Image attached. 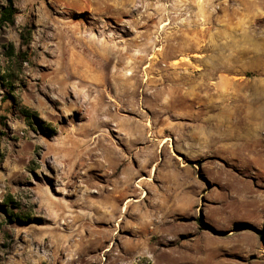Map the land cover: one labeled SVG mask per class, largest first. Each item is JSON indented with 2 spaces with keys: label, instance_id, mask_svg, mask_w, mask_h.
Listing matches in <instances>:
<instances>
[{
  "label": "rangeland",
  "instance_id": "1",
  "mask_svg": "<svg viewBox=\"0 0 264 264\" xmlns=\"http://www.w3.org/2000/svg\"><path fill=\"white\" fill-rule=\"evenodd\" d=\"M0 264H264V0H0Z\"/></svg>",
  "mask_w": 264,
  "mask_h": 264
},
{
  "label": "bare ground",
  "instance_id": "2",
  "mask_svg": "<svg viewBox=\"0 0 264 264\" xmlns=\"http://www.w3.org/2000/svg\"><path fill=\"white\" fill-rule=\"evenodd\" d=\"M92 1H94L95 3L100 5L102 7V9L108 10L109 8H111L113 6H118V5H122L123 7L132 6L133 4L137 3L139 0H112L113 4L110 3L111 0H92ZM102 45H104V44H102ZM152 48H153V44L152 43L148 44L147 48L144 50V52L146 54H142V55L132 54L130 52L131 50L130 51L127 50V52H125L123 54V56H121L118 60V65H123L124 70L127 71L126 74H121V75L119 72L116 73L118 76V79L121 81L120 82L121 85H118V86H121L119 88L123 89V92L128 96L129 99H132V100L135 99V97L138 95L139 88L143 87L140 84L138 74H139V71H141V68L143 67V65L145 64V62L147 60V56H148L147 53ZM99 54H101V53H99ZM177 63H179V62H177ZM180 63H182V62H180ZM151 69H153V55L149 56L148 63L145 65L144 71L148 75V71H150ZM151 82H152V78L150 76H148L145 80L146 86H148L149 83H151ZM144 92L145 91H143V93ZM133 102H134V100L132 101V103ZM121 197L122 196H119V197L113 196L112 197V202H111L110 206L109 205L107 206V208H109V211L111 213H115L118 210V203H119L118 199H120ZM147 197H148V195H146V194L143 195V199H145ZM131 201H132L131 199L128 200V202H127L128 206L126 207V211H128V209L130 207L129 204L131 203ZM133 203H135V202L133 201ZM96 208L100 209L98 206H96ZM148 222L149 221L145 222V227H147ZM143 229L146 230V228H144V227L142 228V230ZM139 246H140V242L136 241V243H133V244L127 246L126 250L128 253L132 254V253H135V251L139 248ZM107 251H109V249ZM96 257H98V256H96Z\"/></svg>",
  "mask_w": 264,
  "mask_h": 264
},
{
  "label": "crops",
  "instance_id": "3",
  "mask_svg": "<svg viewBox=\"0 0 264 264\" xmlns=\"http://www.w3.org/2000/svg\"><path fill=\"white\" fill-rule=\"evenodd\" d=\"M217 119L221 120V116L219 115V117H217ZM136 125H137L136 123H133L134 127H136ZM187 126H188V123L172 121L169 124L166 123L163 127H164V130L166 132V130H168V128L170 130H179V129H181V127H187ZM213 126H214V128L217 127L220 129L221 128V122L219 121L217 124L215 123ZM167 148H169L168 143H165V144L162 143L159 145H157L155 143L153 144V156H154L153 157V184L155 182H157L163 187L164 192L169 193V192L175 191L180 195L179 197H183L185 194H187L189 192L188 183L184 184L180 175H178L176 173L174 174V176H175L174 180L170 179V175L172 174V172L169 173V169H170L169 162L171 163V160H169V162L166 163L167 167H166V170L163 171V173H160L158 175V171L156 169L158 167L157 164L160 161V155L162 156V153L160 154V151L165 150ZM182 149H181V151H182ZM173 152H175V148H174ZM170 154H169V156L171 159V158H173V155L171 152H170ZM163 162H164V160H163ZM179 164H180V166L178 167V169L184 170V169L188 168V166L182 162L181 163L179 162Z\"/></svg>",
  "mask_w": 264,
  "mask_h": 264
},
{
  "label": "trees",
  "instance_id": "4",
  "mask_svg": "<svg viewBox=\"0 0 264 264\" xmlns=\"http://www.w3.org/2000/svg\"><path fill=\"white\" fill-rule=\"evenodd\" d=\"M3 18H5V20H7V21H12L13 8L9 7L7 9H5Z\"/></svg>",
  "mask_w": 264,
  "mask_h": 264
}]
</instances>
